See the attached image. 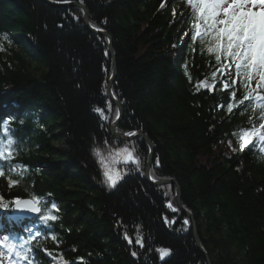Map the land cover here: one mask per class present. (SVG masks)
I'll list each match as a JSON object with an SVG mask.
<instances>
[{"label": "trees", "instance_id": "1", "mask_svg": "<svg viewBox=\"0 0 264 264\" xmlns=\"http://www.w3.org/2000/svg\"><path fill=\"white\" fill-rule=\"evenodd\" d=\"M49 1L85 6L90 27L110 35L115 66L107 38L85 27L79 7L0 0V152H12L0 157V235L8 245L25 264H207L175 186L145 180L147 144L109 133L118 111L106 84L115 68L110 89L123 110L115 130L152 142L149 176L176 181L210 264H264V142L241 150L239 140L264 112L256 79L232 113L221 82L237 78L234 65L215 91H197V79L212 83L216 61L199 39L181 43L195 22L188 0ZM231 91L239 104L242 86ZM117 144L135 162L106 187L93 152ZM16 199L41 212L12 218Z\"/></svg>", "mask_w": 264, "mask_h": 264}, {"label": "snow or ice", "instance_id": "2", "mask_svg": "<svg viewBox=\"0 0 264 264\" xmlns=\"http://www.w3.org/2000/svg\"><path fill=\"white\" fill-rule=\"evenodd\" d=\"M188 3L194 11L195 22L190 25V31L185 33L181 43L187 42L188 39L197 42L199 39L200 43L206 44L204 51L214 56L216 61V70L211 72L212 83L209 84L208 80L197 79V91L201 89L215 91L216 77L229 74L234 65V70L238 74L237 78L221 82V90L230 92L227 111L232 113L250 100L251 94L248 89L253 79H256L255 99L264 101V95L258 91L264 89V0H188ZM97 31H102V29H97ZM240 75L243 76V79L239 78ZM186 76L191 80L187 69ZM233 85H241L244 91L239 104H236L238 92L231 91ZM94 111L101 113L103 118L102 109L95 108ZM9 131L8 128L4 129L5 133ZM127 135L134 137L136 134L130 132ZM254 138L264 142V112L260 113L258 125L254 123L241 130L239 134L241 150H244ZM9 143L11 144L12 141L9 140ZM5 155L11 156V150L6 148L0 152V157ZM97 155H99L98 150ZM126 160H134L132 153L126 154ZM101 163H103L102 159ZM0 175L3 173L0 172ZM104 176L110 186H115L117 181L121 179L119 172L108 169L106 165ZM14 204L16 208L26 206L32 213L41 212V209L34 203L22 205L21 201L16 199ZM6 207L7 205L2 203V197H0V208ZM52 207L55 209L54 204ZM168 207L172 208V205L168 204ZM172 210L176 211V209ZM41 218L45 221L57 219L55 215H44ZM184 223L187 224L188 221L185 220ZM125 239L130 244L132 243L127 234H125ZM135 243L140 245L141 240L137 239ZM7 251L11 253L13 247L9 245ZM159 251L161 258H163L169 250ZM132 255L135 256L136 253L133 252ZM24 258L27 259V256Z\"/></svg>", "mask_w": 264, "mask_h": 264}, {"label": "water", "instance_id": "3", "mask_svg": "<svg viewBox=\"0 0 264 264\" xmlns=\"http://www.w3.org/2000/svg\"><path fill=\"white\" fill-rule=\"evenodd\" d=\"M48 5L52 6V7H59V8H64L70 5H74L79 7L82 10V21L85 25V27L91 31L94 34L100 35V36H105L107 38L108 41V54L112 59L113 62V66H115L114 63V55L112 52V41H111V37L108 33L104 32V31H97L96 29H93L90 27V25L88 24V12L85 8V6L81 5V4H76V3H69V2H51L49 0H44ZM116 76V71L115 68H113L112 71V75L109 78L107 84H106V93L107 96L109 98V100L116 106L117 111H118V115L117 118L115 119V121L111 124L110 128H109V133L112 136V138L116 139L117 141H130L136 137H140L142 138V140H144V142L147 144L148 147V157H147V161H146V166H145V170H144V178L145 180L150 183L153 186H160V185H166V184H173L175 186V203L177 205V207L180 209V211L188 218L189 222H190V228L192 231V235H193V240L195 242V246L197 247V249L202 253V255L204 256L206 263L210 264V261L208 259L207 254L202 250L199 241H198V237H197V232H196V226H195V222L194 219L192 217L191 214H189L188 212H186L183 207L181 206L180 203V188L178 186V184L176 183V181L174 179H169V180H152L149 176V168L152 162V154L154 151V147L152 142L141 132H135V136L134 137H130L127 134H120L117 133L115 131V127L116 125L119 123V121L121 120L122 114H123V110H122V106L121 104L113 97L112 93H111V84L114 81ZM21 204L22 205H28V204H33L34 202L30 199H20ZM35 204V203H34ZM12 217L14 218H23L26 216H36L38 213H32L28 207H21V208H16L15 204H13L12 207ZM0 264H2V262L0 261Z\"/></svg>", "mask_w": 264, "mask_h": 264}, {"label": "rangeland", "instance_id": "4", "mask_svg": "<svg viewBox=\"0 0 264 264\" xmlns=\"http://www.w3.org/2000/svg\"><path fill=\"white\" fill-rule=\"evenodd\" d=\"M121 142H128V141H121ZM97 150L99 152V155H97ZM129 152L132 153L131 148L125 144H117L114 146H103L100 148H96L94 150L93 156L100 168L102 174V182L106 187H111V186L108 184L107 179L104 176L105 165L107 166L108 169H112L119 172L121 177L122 175L121 173L122 171L125 170L124 169L125 166L135 162L134 157H133L134 158L133 161L126 160V154ZM101 159L103 160V163H101ZM8 246L9 245L7 243V237L5 236V234H3L2 236L0 235V261L2 262V264H25V262L23 261V259L20 257V255L17 253L16 250L13 249L11 253L7 251Z\"/></svg>", "mask_w": 264, "mask_h": 264}]
</instances>
